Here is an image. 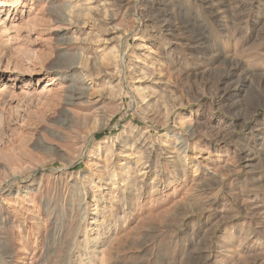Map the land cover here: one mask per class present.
Here are the masks:
<instances>
[{"label": "rangeland", "instance_id": "rangeland-1", "mask_svg": "<svg viewBox=\"0 0 264 264\" xmlns=\"http://www.w3.org/2000/svg\"><path fill=\"white\" fill-rule=\"evenodd\" d=\"M0 1V264H264V0Z\"/></svg>", "mask_w": 264, "mask_h": 264}, {"label": "bare ground", "instance_id": "bare-ground-1", "mask_svg": "<svg viewBox=\"0 0 264 264\" xmlns=\"http://www.w3.org/2000/svg\"><path fill=\"white\" fill-rule=\"evenodd\" d=\"M15 1L16 2H14V0H13V3L17 6V5L20 4L21 0H15ZM9 5L10 4H7V2H5V1H0V29H1L0 40H3L7 36L6 37V38H8L6 40L7 43L8 44H12L13 43L12 41L14 40L13 39L14 35L13 36L10 35V30L11 29L9 28V25L7 23L8 17L6 19H4V16H3L4 13L6 12V9H4V8L9 7ZM85 8L86 9H84V11H81V12H92V9H93L92 7L85 6ZM88 14H86L85 16H87ZM195 16H197V19H200V18H202L204 16V14H203V12L199 11V12H196ZM191 22H195V20L191 19ZM77 24H79V25H81V24L87 25L88 23H77ZM140 51H141L140 55H145V57L144 56H139V58L137 59V62H136V66L134 65L133 68H132V71H133L132 74L133 75L137 74L135 76V78H134V82L136 84L135 85L136 97H137L136 100L137 101L139 100L140 102H143V100L145 98L150 96V92H149L150 91V87L148 85H145V83H151V82L153 84L157 83V82H155V78H157L156 74H155V69L158 72V71L161 70L162 67H161V60H156V57L154 55L155 53L153 51L149 52L148 47L143 46L142 48H140ZM111 55H113V53H111ZM76 59H77L76 65H78V68H77L78 70L77 71H80V73H81V75L83 77L86 76L87 68H88V62H89L90 59L87 58V56L85 54H82L81 52L76 54ZM155 60H156V66L155 67L153 66L154 67V70H153V67H150V66H151V63L153 61L155 62ZM114 62H115L116 69L119 71L120 66H121L120 59H116L115 58ZM149 62H151V63H149ZM154 65H155V63H154ZM49 82H50V80H49ZM53 83H55V82L50 83V85H52ZM70 83L71 84L67 87V90L69 92L68 101H71V99L77 97L78 96L77 94L80 93L82 90H84V88H82V86H84V85L82 84L81 80H78V81H75V82L73 80H71ZM107 83H109V84H107ZM80 84H82V85H80ZM107 85H108V87H110V89H115L116 90V94L118 96L122 97L123 93H122V88H121V75H119V76L116 75L115 78L111 76L109 78L108 82H106V86ZM143 86H145V87H143ZM4 88H7V86H5ZM143 90L146 91V92H145L144 95H141V92ZM81 94H84V93H81ZM97 117H98V115H97ZM98 126H99V123H98ZM99 146L100 145H98V148H99ZM113 152H114V150H113ZM92 154H93V152H92ZM111 179H112V181L109 182L110 183L109 185H112L113 189H116L115 185L118 182L117 175L112 176ZM93 188L96 191V188H98V186L95 185ZM94 193H97V192H94ZM110 194H112V193H110ZM94 198H97V196L95 197V195H94ZM9 204L12 205V203H9ZM86 241H87V239H86Z\"/></svg>", "mask_w": 264, "mask_h": 264}]
</instances>
